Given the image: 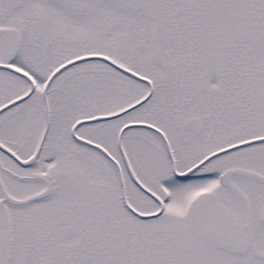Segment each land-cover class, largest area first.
Instances as JSON below:
<instances>
[{
  "label": "snow or ice",
  "instance_id": "6c2138e0",
  "mask_svg": "<svg viewBox=\"0 0 264 264\" xmlns=\"http://www.w3.org/2000/svg\"><path fill=\"white\" fill-rule=\"evenodd\" d=\"M0 264H264V0H0Z\"/></svg>",
  "mask_w": 264,
  "mask_h": 264
}]
</instances>
